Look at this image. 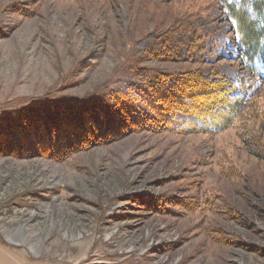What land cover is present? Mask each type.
<instances>
[{
    "label": "rangeland",
    "instance_id": "1",
    "mask_svg": "<svg viewBox=\"0 0 264 264\" xmlns=\"http://www.w3.org/2000/svg\"><path fill=\"white\" fill-rule=\"evenodd\" d=\"M240 57L219 0H0V264H264V80ZM195 68L247 79L233 125L101 140L109 94Z\"/></svg>",
    "mask_w": 264,
    "mask_h": 264
},
{
    "label": "trees",
    "instance_id": "2",
    "mask_svg": "<svg viewBox=\"0 0 264 264\" xmlns=\"http://www.w3.org/2000/svg\"><path fill=\"white\" fill-rule=\"evenodd\" d=\"M219 1L232 21L240 46L242 65L253 74L252 79L262 78L264 80V0ZM183 46L172 43L164 52L171 54L169 57L175 56L174 59L179 58L180 55L184 57L181 52ZM143 79V82L136 87L141 93L142 101L136 100L129 94L127 97L116 96V99L114 95L109 94V101L113 100L122 110L119 114L121 122L118 121L116 112V119L95 124L97 134L103 142L117 138L119 131L127 129L128 126L133 129L137 125L146 130L162 129L183 134L217 133L233 125L240 118L242 111L249 106L252 93L249 90L250 84H247L248 81L244 77L238 83L239 90L236 91L233 82L228 77L219 71L208 74L203 68L185 69L174 73H152L149 77L143 76ZM253 84L254 81L251 86ZM94 99L86 97L80 102L78 100L74 102L73 98L68 97L53 105L63 110L64 107L67 108V111H70L69 114L72 109L78 111L82 109L81 107H92L98 111L100 116L108 115L110 110L115 108L110 103H96ZM24 108L26 107L21 110ZM69 114L67 112V115ZM93 115L89 117L93 119ZM51 118H53L52 115ZM97 120L98 118L95 122ZM75 121L79 122L77 117ZM122 124L127 126L124 127ZM40 127H43V124ZM89 129L82 134L77 133L76 136L75 132H72L74 142L71 140L62 145L64 149H77V145L82 144L81 135L93 138ZM241 132L242 129L239 133ZM77 135L80 136L77 137ZM241 136L244 137V134ZM57 144L60 146V143ZM56 151L61 154L59 150ZM13 153L19 155L20 152L13 151Z\"/></svg>",
    "mask_w": 264,
    "mask_h": 264
},
{
    "label": "bare ground",
    "instance_id": "3",
    "mask_svg": "<svg viewBox=\"0 0 264 264\" xmlns=\"http://www.w3.org/2000/svg\"><path fill=\"white\" fill-rule=\"evenodd\" d=\"M33 247V246H32ZM35 247V246H34Z\"/></svg>",
    "mask_w": 264,
    "mask_h": 264
}]
</instances>
